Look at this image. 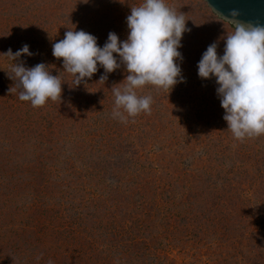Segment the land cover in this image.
I'll list each match as a JSON object with an SVG mask.
<instances>
[{"label":"rangeland","instance_id":"374dc122","mask_svg":"<svg viewBox=\"0 0 264 264\" xmlns=\"http://www.w3.org/2000/svg\"><path fill=\"white\" fill-rule=\"evenodd\" d=\"M142 3L0 0V264H264V134L234 138L215 77L197 68L213 41L222 54L231 23L205 0H165L189 29L185 80L138 89L151 111L126 122L112 116L123 64L75 85L52 55L70 29L126 40ZM24 44L35 55L15 61ZM15 62H44L61 99L20 100Z\"/></svg>","mask_w":264,"mask_h":264},{"label":"clouds","instance_id":"9594fccd","mask_svg":"<svg viewBox=\"0 0 264 264\" xmlns=\"http://www.w3.org/2000/svg\"><path fill=\"white\" fill-rule=\"evenodd\" d=\"M230 16L234 18V31L224 37L222 54L218 53V43L213 41L203 52L197 68L201 79L215 77L227 129L242 141L264 134V23L239 20V9H232ZM126 23L129 29L126 40L112 31L100 46L94 34L70 29L62 40L52 44V55L63 58L64 71L74 75L75 85L82 81L87 84L86 78L90 79L99 68L105 73L100 80H106L107 73L125 66L128 74L123 86L112 87L115 97L112 116L122 122L151 111L153 97L138 95V89L151 84L167 90L185 80L177 61L183 60L179 49L184 33L189 31L184 15L177 14L165 0H143L140 6L131 8ZM7 53L15 61L25 54L35 55L28 44ZM11 71L10 78L21 89L20 100L40 107L49 99H61L64 81L53 75L44 62L32 67L15 62ZM48 264L53 262L49 260Z\"/></svg>","mask_w":264,"mask_h":264},{"label":"water","instance_id":"95a60500","mask_svg":"<svg viewBox=\"0 0 264 264\" xmlns=\"http://www.w3.org/2000/svg\"><path fill=\"white\" fill-rule=\"evenodd\" d=\"M212 11L223 20L234 25L230 16L232 9H239L241 21L264 23V0H205Z\"/></svg>","mask_w":264,"mask_h":264},{"label":"trees","instance_id":"16d2710c","mask_svg":"<svg viewBox=\"0 0 264 264\" xmlns=\"http://www.w3.org/2000/svg\"><path fill=\"white\" fill-rule=\"evenodd\" d=\"M232 26H234L233 24H231Z\"/></svg>","mask_w":264,"mask_h":264}]
</instances>
